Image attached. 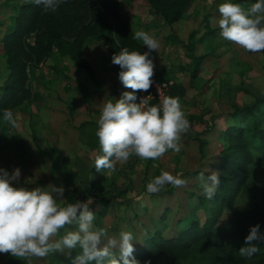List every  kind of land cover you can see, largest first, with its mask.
I'll list each match as a JSON object with an SVG mask.
<instances>
[{
  "label": "rangeland",
  "instance_id": "1",
  "mask_svg": "<svg viewBox=\"0 0 264 264\" xmlns=\"http://www.w3.org/2000/svg\"><path fill=\"white\" fill-rule=\"evenodd\" d=\"M28 1L0 0V38L13 28L15 5ZM221 3L220 0H194L182 19L166 25L145 1L120 0L121 12L129 17L134 32L145 31L159 41V48L151 53L154 72L161 76L167 72L171 76L168 81H183L188 87L181 105L191 127L182 136L179 152L169 150L156 160L133 155L126 163L117 162L114 171L103 170L92 174L90 169L95 152L89 151L84 141L98 127L104 103L117 99L114 96L124 86L117 79L111 87L103 73L92 80L77 68L65 72L67 69L61 58L55 57L40 68L29 70L28 85L34 99L14 109V127L5 122L8 129L0 142V167L10 173L19 167V183L28 188L62 185L65 188L64 197L69 202L91 197L93 203L90 207L96 215L94 223L113 238H118L122 231H131L136 238L134 246L140 243V236L150 219L161 214L166 207L171 208L169 220L174 222L187 208L188 194L202 189L197 179L199 173L216 170L219 142L215 131L224 127L226 114L231 111L228 101L220 95L221 83L231 78L234 85L243 80L259 93L264 90V54L251 53L219 35L218 6ZM250 6L241 4L246 11ZM205 17H208L206 22ZM191 33H194L191 39L193 51L189 50L191 45H187ZM101 39L102 35L99 41ZM91 48H86L87 55H91ZM192 54L202 56L195 79L190 77L195 67L190 62L189 55ZM106 66L101 60L100 67ZM7 73L5 56L0 48V85ZM236 101L239 104L250 103L252 97L239 94ZM83 123L87 124L81 127ZM206 128L211 130L207 132ZM203 132L205 134H201ZM195 137L207 141L201 151ZM54 159L60 161L57 166L59 172H52ZM162 171L173 175L182 173L185 185L175 187L166 184L157 193H147V183ZM96 180L99 182L91 187V182ZM106 201L111 202L106 206ZM236 206H248L246 194L239 196ZM101 208L107 210L104 216L96 212ZM231 217L232 213L226 211L221 221ZM72 227L75 228V225ZM51 256L54 262L65 263L60 253H50L42 258L32 257L31 264H49ZM148 261L150 264H171L166 255ZM0 264H27V260L5 253L0 254Z\"/></svg>",
  "mask_w": 264,
  "mask_h": 264
},
{
  "label": "trees",
  "instance_id": "2",
  "mask_svg": "<svg viewBox=\"0 0 264 264\" xmlns=\"http://www.w3.org/2000/svg\"><path fill=\"white\" fill-rule=\"evenodd\" d=\"M143 1L166 25H172L185 16L194 0ZM233 2L252 4L254 0ZM15 7L13 28L0 38L8 72L0 85V114L4 109L14 111L34 99L28 85L29 70L43 66L53 52L67 56L74 67L84 70L94 79L92 66L83 58V48L88 39L102 35L110 60L112 55L125 47L130 51L147 50L143 43L133 38L135 32L129 17L121 12L120 0H63L55 11L45 10L33 0ZM204 21H208V17ZM189 36L187 45H191L189 50L193 51L191 39L194 33ZM189 56L195 66L190 77H198L202 56ZM111 65L118 74L119 66ZM157 77L168 81L161 75ZM220 90L231 111L226 114L224 127L215 131L219 142V157L215 165L221 179L219 189L212 200L204 197L202 189L190 192L186 199L187 208L174 222L169 220L170 207L152 217L138 238L140 243L134 246V256L141 264L161 255L168 256L171 264H248L238 252L244 244V237L258 227L264 235V90L259 93L243 80L234 85L231 78L221 83ZM185 94L183 84L171 83L168 96H178L181 100ZM239 94L250 95L252 101L239 104L236 101ZM153 104L158 103L151 100L149 105ZM0 127L1 142L8 126L2 122ZM209 129L204 130L208 132ZM96 130L88 134L84 141L86 148L95 152L90 169L92 174L97 172L95 157L102 154ZM195 139L201 151L207 141L199 137ZM59 163L57 159L53 160L52 172H59ZM99 181H92L91 187ZM242 194H246L248 199L246 208L236 206ZM110 202L106 201V206ZM226 211L231 212L232 217L222 222ZM96 212L104 216L107 210L101 208ZM259 250L260 256L252 264H264V248ZM80 252L77 247L72 250L71 256L60 255L66 264H71L72 258ZM53 258L51 256L49 264H58Z\"/></svg>",
  "mask_w": 264,
  "mask_h": 264
},
{
  "label": "clouds",
  "instance_id": "3",
  "mask_svg": "<svg viewBox=\"0 0 264 264\" xmlns=\"http://www.w3.org/2000/svg\"><path fill=\"white\" fill-rule=\"evenodd\" d=\"M33 3L55 11L63 0ZM218 12L219 35L223 39L251 53L264 54V0H254L247 11L240 3L223 0ZM133 38L142 41L147 50L130 51L125 47L111 56V63L120 68L119 81L132 91L108 100L101 109L95 133L102 153L94 160L97 172L114 171L117 162L126 163L133 155L156 160L169 150L179 152L182 136L191 127L178 96H165L160 104L149 105L144 98L137 102V92H148L153 85L155 64L151 53L159 48V41L145 31H136ZM0 120L12 127L16 125L11 109H4ZM20 176L19 167L11 173L0 167V254L25 258L31 264L32 257L42 258L50 253L71 256L78 247L81 252L71 264H141L134 256L136 238L131 231H122L113 238L94 223L91 197L69 202L62 185L28 188L19 183ZM181 177L182 173L162 171L147 183L146 191L157 193L166 184L181 187L186 183ZM197 179L204 197L212 200L221 184L219 171L208 169L207 174L199 173ZM260 248H264V235L258 227L244 237L238 252L252 264L260 256Z\"/></svg>",
  "mask_w": 264,
  "mask_h": 264
},
{
  "label": "crops",
  "instance_id": "4",
  "mask_svg": "<svg viewBox=\"0 0 264 264\" xmlns=\"http://www.w3.org/2000/svg\"><path fill=\"white\" fill-rule=\"evenodd\" d=\"M99 37L100 36H96V37H94L92 39L90 38V39H88L86 41V43L84 45V48H83V58L90 63V65L92 66V68L94 70V79H92V80H95V79L99 78V73H103V74L106 75L104 79L108 83L111 84V87H113V85H115V83L117 82L118 74H116L112 69H110L111 60H110L109 52H108V50L106 48L104 39H101L99 41ZM89 46L92 47L91 48L92 49L91 50V55H87V52H86V48L89 47ZM194 56L197 57V56H200V55H194ZM55 57L61 58L62 63L65 65V67L67 69V71H65V72H68L69 73L70 70L71 71H74V69H76V67H74V65L68 59L67 56L60 55V54H58L56 52H53L50 55V57L45 62V64L48 63V62H50ZM101 60H102V62L106 63V65H107L106 67H100V61ZM190 62L192 63V60ZM88 77H89V75H88ZM163 77H165V78H171V76L167 72H166L165 75H163ZM104 79H102V80L104 81ZM193 79H195V78H193ZM172 82H170V83H172ZM174 82H177V81H174ZM178 82L181 83V84H183V86L186 88V94H187L188 93V87L186 86V84H184L183 81H178ZM86 86L88 87L89 85H86ZM125 91H132V90L123 87V89L121 90V92L119 94L115 95L114 98L117 97V99H119ZM184 99H185V96L180 100V102H182Z\"/></svg>",
  "mask_w": 264,
  "mask_h": 264
},
{
  "label": "built area",
  "instance_id": "5",
  "mask_svg": "<svg viewBox=\"0 0 264 264\" xmlns=\"http://www.w3.org/2000/svg\"><path fill=\"white\" fill-rule=\"evenodd\" d=\"M153 79V85L150 87L148 92L138 91L137 92V102L140 101V99L144 98L147 99L148 103H150L151 100H156L158 104L161 103L162 99L165 96H168L169 93V87L171 85L170 81L160 80L156 73L154 72Z\"/></svg>",
  "mask_w": 264,
  "mask_h": 264
}]
</instances>
